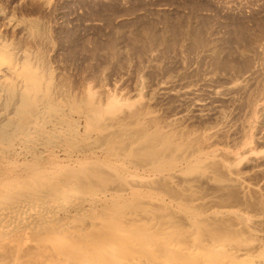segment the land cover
Wrapping results in <instances>:
<instances>
[{
    "label": "rangeland",
    "instance_id": "obj_1",
    "mask_svg": "<svg viewBox=\"0 0 264 264\" xmlns=\"http://www.w3.org/2000/svg\"><path fill=\"white\" fill-rule=\"evenodd\" d=\"M0 41L48 72L50 95L62 108L55 120L64 128L54 133L48 126L50 135L32 143L8 128L13 136L0 142V179L42 170L60 179L74 171L69 204L84 198L68 223L50 213L47 190L30 188L20 201L9 195L6 202L19 203L34 222L23 232V249L9 235L12 252L36 256L45 245L37 239L53 225L101 234L104 218L97 216L105 201L123 199L124 212L141 204L190 237L199 222L201 231L207 226L202 234L223 225L263 255L264 0H0ZM95 109L109 123L104 131ZM140 125L194 151L176 152L177 167L159 173L119 149V130L135 134Z\"/></svg>",
    "mask_w": 264,
    "mask_h": 264
},
{
    "label": "bare ground",
    "instance_id": "obj_2",
    "mask_svg": "<svg viewBox=\"0 0 264 264\" xmlns=\"http://www.w3.org/2000/svg\"><path fill=\"white\" fill-rule=\"evenodd\" d=\"M15 49L11 45L8 46L0 41V142L9 141L10 137L13 136V132H9L8 128L19 132L25 142L32 143L35 140L39 142V140H43L50 135L45 130L48 126L52 127L54 133L55 131H63V124L61 125L55 120L61 114L59 111L60 107L50 95L51 80L48 72L30 54L21 53V55H18L19 52H16ZM94 113L99 117V120L97 119L99 123L98 130L104 131L109 123L105 122L98 109H95ZM142 125L138 126L135 134L119 130L120 136H118L119 141L117 142L118 146H123V149L118 148L122 151L125 149L124 153L127 152L129 153L128 155H137L136 157L140 160L144 161L146 159L148 162L150 161L155 171L160 173L162 168L167 171H173L177 167L178 159H180V157H173L176 152L194 151L189 149L190 146L186 142L178 143L177 139L169 138L168 135L160 137L161 134H151L152 132L149 134V131L144 129ZM131 131H133V128ZM112 139L115 138L113 137ZM144 144H147L146 149H142L143 146L141 147ZM160 144L164 148L163 151H161L162 148L158 147ZM197 156L198 158L200 157L199 154ZM191 157L193 156L191 155ZM200 160L197 161L200 162ZM79 169H81V174L83 173L90 179L96 177L92 170L90 172L84 171V168L81 167ZM55 172L54 170L53 173L42 170L37 175L28 174L24 180L18 181H11L7 177L0 179V264H264V252L262 255L259 252H252L253 249L249 250L247 247L248 243L241 238L243 237L242 233L239 236L238 232L230 229L226 230L227 227L223 230V225L221 229L220 226L215 224L218 226L216 228L221 231L212 229L202 234L201 232L207 226L201 231L203 224L199 222L196 226L197 231L192 229L195 233L190 237L187 228H185L187 231L178 226H173V229H169V222L172 220L169 221L170 219L168 220L166 217L164 219L162 216L155 218L150 216V213L148 214V211L140 206L141 204L124 212L123 199L112 203L109 202L110 204L105 201L102 206V212L97 216V218L100 216L104 218L102 224L106 231L101 234L100 232L102 231H80L81 228L79 230L76 229V231L73 230L74 232H69V228L70 230L72 229L71 226L69 228L66 227V231H60L53 225L47 228L44 233L42 231L44 236L41 235L42 237L37 239L38 243L49 244V247L42 245L44 247L41 248L42 250L37 248L40 255L37 254L38 251L32 250L33 247H31V250L37 254L36 256L31 253V255L27 254L25 256L23 252L24 256H21V251L18 252L19 249L16 253L12 252L9 249V244L13 243L10 240L13 238L11 237L12 234H15L16 237L14 245L17 244L19 248H22L23 244H26L22 243L23 240L25 242L23 232L31 228V224L34 222L32 221L33 216L24 213L19 203L16 206H14V203L12 206L6 202V199L10 197L9 195L17 196L18 200V197L22 199L25 196L28 189L37 188L40 190L41 188V190H47V197L54 201L51 214L58 215L62 213L65 217L70 214L72 205L69 203L74 200L76 190L73 188L71 181L67 184V177L75 172L72 171L70 173L67 171L66 173L64 171L66 173L65 176L60 179H53ZM80 178L82 177L80 176ZM20 190L22 192L18 193ZM132 196L133 199H137L139 195L134 193ZM115 198L117 197L115 196ZM83 203L84 198L80 199L79 196V200L75 204L73 203L72 211L80 212L83 208ZM141 203L143 204V202ZM67 218L71 219L69 216L65 218L67 221L64 218L63 220L70 223ZM63 226L65 227V225ZM171 229L173 232H170ZM9 235H11V238ZM8 238H10V243ZM33 242L27 243L31 245ZM258 250L264 251V249L260 248Z\"/></svg>",
    "mask_w": 264,
    "mask_h": 264
}]
</instances>
